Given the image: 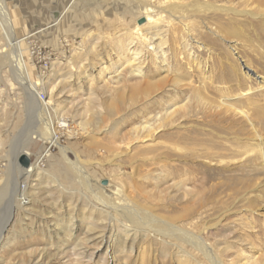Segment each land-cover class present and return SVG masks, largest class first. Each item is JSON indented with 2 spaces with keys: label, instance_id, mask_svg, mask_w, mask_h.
I'll return each instance as SVG.
<instances>
[{
  "label": "rangeland",
  "instance_id": "374dc122",
  "mask_svg": "<svg viewBox=\"0 0 264 264\" xmlns=\"http://www.w3.org/2000/svg\"><path fill=\"white\" fill-rule=\"evenodd\" d=\"M146 3L173 4L183 18L153 13L146 24ZM4 4L15 38L29 34L21 49L39 95L18 84L16 51L0 35V264H196L172 243L132 242L131 232L122 249L121 215L103 217L100 192L121 205L127 195L148 217L199 236L206 255L179 245L204 264H264L255 148L261 141L264 158V0ZM47 92L58 145L36 135ZM59 146L79 158L87 184ZM31 164L39 178L18 179Z\"/></svg>",
  "mask_w": 264,
  "mask_h": 264
},
{
  "label": "bare ground",
  "instance_id": "6f19581e",
  "mask_svg": "<svg viewBox=\"0 0 264 264\" xmlns=\"http://www.w3.org/2000/svg\"><path fill=\"white\" fill-rule=\"evenodd\" d=\"M110 1H119V0H110ZM120 1H122V0H120ZM158 4H160V3L158 2ZM69 6H68V8H69ZM175 8H176L175 5L169 4V8L167 10H164L160 7L155 6V5H150V4L146 3L145 6L139 8V10H140V15H142L144 17L145 23L147 24L150 22L153 13H155L157 16L155 21H159L163 18V12L168 13L170 16V19L180 20L181 18H183V15L178 14V12H175ZM220 8L217 6L212 7L213 10H220ZM60 16H61V13L56 12L54 19H57V18L59 19ZM63 16L64 15H62V17ZM138 25H141V24H138ZM57 30H58V28H57ZM138 30H139L138 27L135 30H133L137 34V38L148 39V37L143 36L142 34H139ZM32 34H35V32L30 33V35H32ZM0 35H4L5 38L7 39L8 43L10 45H13V47L16 51V62H15L16 68L14 69V71H12V74L15 76V79L17 80L18 84L25 88V91L28 93V95L31 94V95L37 97L39 95L38 87H37V85H39V83L37 81H34L35 80L34 78H33L34 80L31 79L30 72H29L31 67L28 68V65H27V62L25 59V55L23 53V50L21 49V45L25 43V40L27 37H29V34L26 33V35H23L20 39L15 38L13 22H12V19L8 15V11H7V8L4 4V0H0ZM2 57H3V55H0L1 59H2ZM3 59H4V57H3ZM2 62H4V61H2ZM2 62H0V64ZM59 69H60V67H55V68L53 67V71L55 73H57L59 71ZM261 82H262V85L264 86V77H262ZM46 84H49V82L48 81H46L45 83L43 82L44 86ZM53 87L54 86L52 85L51 88L53 89ZM52 89H51V92H52ZM51 92H47V94H48L47 99H45V100L41 99L37 102V104H38L37 108L39 109V113L37 115V131H38V134H36V135L39 136L40 139L44 140L45 142H47L51 145L52 144L58 145V136L56 134L55 127H54L55 122H53V119H52V117L50 115V111H49V106L51 105V99H52V95H51L52 93ZM223 104H224V106H228V107L233 106L232 104H229V103H223ZM57 113H59V112H57ZM55 119H56V117H55ZM57 120H58L60 127H66V124L64 123L65 118H63L61 116V117H57ZM254 132H256V131H254ZM257 138H258V136H257ZM257 140H259V139H257ZM260 140H261V138H260ZM59 148L62 152L63 159L74 170L75 174H77V176H79L81 178L83 184L84 185L87 184L88 180H86L87 178L85 176V173H87V172L85 171V168L81 165L79 158L76 157L75 161H70L69 158L67 157V153H66L67 148L63 147V146H59ZM255 148L259 149V152L262 156V164L264 165V158H263V152H262V148H261V141H257V143L255 144ZM48 151L49 150H46L44 155H42L39 158L40 161H42V159H44L46 156H48ZM18 169H19L18 170L19 171L18 172V179H20V178L28 179L29 177H31L33 175H37L39 178V172L40 171L37 172L38 167L34 164H31L28 169H22V168H20V166L18 167ZM47 178H48V176H47ZM18 179L14 183L15 191H18L17 195H19V193L21 192L20 195L23 196L24 193L26 192L25 191L26 189H24L23 191H20V186L18 185L19 184ZM40 179H44L43 176H40ZM97 197H99L100 201L104 202V204H105V208L104 209L101 208V210H100V212L104 214L103 217H105V215H107V214H110L111 219L116 220L115 219L116 216L118 214L121 215V219H119L120 220L119 223H120L121 228H122V232H123L122 234L125 235V238H126L125 240H123V244L121 247L122 249H124V247H125V243L127 241L128 235H129L128 232H131V234H132L131 241L132 242H135L136 236H139L140 239L141 238L145 239L147 237H151L157 241H160V242H163L166 244L172 243L175 245V247L178 249V251L180 250V251H182V253H184V255H186V257H190L189 260H191L192 262H194L196 264H204L201 260L196 259L194 253L189 252V251H185L183 246L179 245V241L183 240L185 243L196 247L199 251L203 252V254L206 255L205 252L209 253V251L206 249L207 247H205V244L203 243L202 239L199 236L194 235L188 231H184L182 229H179L177 227H174V224H172V222L169 223L168 221H161L157 218L148 217L147 211H144L141 209L139 210V209L135 208L131 202L132 198L128 197L127 195L125 196V198H123L122 205L120 203L114 202V201L108 202L107 198L101 192L98 193ZM23 199H25V197H23ZM23 203H25V202H23ZM20 207H22V205ZM103 227H106V225H103ZM106 244L107 243H105V245ZM207 257H208V255H207ZM215 259L216 260L213 261L215 264H222V263H220L219 259L218 260H217V258H215ZM143 263H144V261H143ZM147 263L148 262L146 261V263H144V264H147Z\"/></svg>",
  "mask_w": 264,
  "mask_h": 264
},
{
  "label": "water",
  "instance_id": "95a60500",
  "mask_svg": "<svg viewBox=\"0 0 264 264\" xmlns=\"http://www.w3.org/2000/svg\"><path fill=\"white\" fill-rule=\"evenodd\" d=\"M22 161L24 162L25 165H27L28 162H29V161H28V158H27L26 156H23V157H22Z\"/></svg>",
  "mask_w": 264,
  "mask_h": 264
},
{
  "label": "built area",
  "instance_id": "2783aa9c",
  "mask_svg": "<svg viewBox=\"0 0 264 264\" xmlns=\"http://www.w3.org/2000/svg\"><path fill=\"white\" fill-rule=\"evenodd\" d=\"M45 67V66H44Z\"/></svg>",
  "mask_w": 264,
  "mask_h": 264
}]
</instances>
